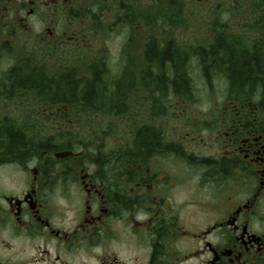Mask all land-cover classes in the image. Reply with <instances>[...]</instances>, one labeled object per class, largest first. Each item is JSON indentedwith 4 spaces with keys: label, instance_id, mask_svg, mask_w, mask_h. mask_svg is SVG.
<instances>
[{
    "label": "flooded vegetation",
    "instance_id": "1",
    "mask_svg": "<svg viewBox=\"0 0 264 264\" xmlns=\"http://www.w3.org/2000/svg\"><path fill=\"white\" fill-rule=\"evenodd\" d=\"M111 1L119 7L108 13L107 0H20L1 17L3 31L19 27L33 34L38 47L80 43L81 30L62 29L56 16L58 8L73 11L79 4L87 27L96 20L106 22L105 32L118 22L124 32L137 27L138 0ZM213 1L223 12L264 2ZM124 3L130 7L121 18ZM39 7L52 13L48 20ZM72 16L77 20V13ZM144 24L148 28L150 22ZM261 28L263 37L264 23ZM223 33L216 30L215 37ZM165 42L157 41L163 46L157 51L169 49ZM146 44L150 59L155 42ZM259 49H214L213 74L220 73L219 54H226L228 90L237 92L238 84L243 92L222 95V109L209 111L213 126L204 127L210 121L197 116L192 125L177 116L180 121L166 131L136 126L129 157L103 158L101 151L97 157H84V151L67 157H54L58 150H44L42 157L0 152V264H264V52ZM168 52L164 63L173 78L165 73L162 81L167 96H177L179 109H185L196 97L180 93L185 80L175 69L184 64L176 63L177 49ZM155 75L153 86L160 82Z\"/></svg>",
    "mask_w": 264,
    "mask_h": 264
},
{
    "label": "rangeland",
    "instance_id": "2",
    "mask_svg": "<svg viewBox=\"0 0 264 264\" xmlns=\"http://www.w3.org/2000/svg\"><path fill=\"white\" fill-rule=\"evenodd\" d=\"M18 1L20 0L0 2L1 75L15 68L20 72H40L41 76L49 79H58L57 77L63 75L89 79L93 68L101 66L113 79L112 91L110 88L105 89L112 92L105 106L101 103L99 105L95 102L89 103L90 96L86 97V101L75 97L74 104L70 108L71 115L62 120L56 119L61 112L55 118L50 115L54 110H50L52 106L41 94L35 95L31 92L27 94L23 89H19L21 90L20 98H23L24 102L18 101L19 98L16 95L19 94H16V91L10 98L0 97L1 124L13 122L15 125L24 126V123L25 129L27 127L29 129L25 130L27 133L21 139L28 137L36 141L37 143L30 145L35 146L36 152L41 157L42 152L48 151L49 147L56 150L70 147L76 152L84 151L82 153L84 157H97L96 151H101L99 156L103 158L129 157L132 148V130L136 126L157 125L161 126V130L166 131L169 126L177 125L180 121L176 118L177 116L182 121L189 122L190 125L196 120V116L199 117V121L213 119L214 113L209 111H214L217 107L222 109L220 101L222 95L243 92L238 84L233 86L237 92H229L228 84L224 81L226 73L222 68L219 70L221 74H211L209 78L202 73L203 66H207L205 60L209 49L206 48L216 42V30L224 31L226 40L230 42V45L232 44L231 48L235 52L246 49L252 52L255 47L264 52V36L262 37L261 28L264 22L259 23V17H256L264 14V2L260 0L258 1L263 4L243 3L238 9L228 12H223L213 0H184L181 4L178 0H173L174 7L169 1L165 4L163 0H138L137 27L133 24L131 31L126 29L125 32L123 29L120 30V22L112 32L108 31V28L106 32L104 31L105 21L100 24L96 20L92 27H87L83 22L85 15L83 5L79 4L75 9L73 8V11L68 6L63 9L58 8L56 16L57 19L60 17L62 19L58 22L64 26L62 29L81 30L79 36L81 42H77V45L71 42L67 45L63 43L57 48L55 46L38 47L40 44L35 42L33 34L25 33L19 27H16L15 32L3 31L2 23H5V20L2 21L1 17L4 15L7 17L12 9L16 10L15 3ZM62 4L64 5L63 2ZM4 5L9 9L6 10ZM118 7L111 0H107L105 4L108 13ZM129 7L130 4L124 3L120 11L121 18L126 16L123 8L128 11ZM178 7L181 8L180 16ZM38 10H41L40 13L45 15L47 20L52 14L45 7H39ZM74 13H77L78 17H75L77 20L72 18ZM112 16L108 15V17ZM121 18L118 19L121 20ZM146 21L150 22L148 28L144 24ZM38 26L35 24L34 30L39 29ZM156 37L158 45H162L164 39L166 47L169 44V49H177L176 63L178 65L182 63L185 66L181 65L179 69H175V76L180 75L185 80V86L179 87L180 93L191 98L192 95L196 97V100L192 102H185V109H183L184 105H180L179 109L177 96L174 98L167 96L169 91L162 79H166L167 76L173 78V76L166 67L165 61H162V56L158 54L159 51L157 52L158 49H163V46H157ZM151 39L155 42L154 49L157 53L155 52L149 59L145 51L146 41ZM232 62L235 60L233 59ZM198 67L200 69H197ZM154 74H158L157 78L161 82L156 86H153L151 81ZM115 91H118L116 95L113 94ZM58 104L59 106L54 105L56 110L63 106ZM80 107H84V110H80ZM178 111L181 113L178 114ZM173 115L175 117L172 118ZM154 116L159 118L154 120L152 119ZM212 121L202 125L213 126ZM57 131L61 133L59 136ZM206 132V130L201 131L204 135ZM45 137L47 140H44ZM49 142H53V145L48 146ZM23 151L14 156H24Z\"/></svg>",
    "mask_w": 264,
    "mask_h": 264
},
{
    "label": "trees",
    "instance_id": "3",
    "mask_svg": "<svg viewBox=\"0 0 264 264\" xmlns=\"http://www.w3.org/2000/svg\"><path fill=\"white\" fill-rule=\"evenodd\" d=\"M3 0H0L2 2ZM232 44L230 45V42H228L225 38L224 34L217 35L216 42L213 44H210L206 49H209V51L206 53V60L207 66H203L202 73L206 77H210V75H214V59H213V52L214 49H232ZM8 50V49H7ZM168 48L164 51L160 50L159 55H162V61H164L168 56L171 54L168 52ZM151 53L153 55L156 52V49H150ZM158 52V51H157ZM156 52V53H157ZM226 54L221 53L219 54V65H224V58ZM204 63V60H203ZM218 66L219 70H221V67ZM210 67H212L210 69ZM209 70V72H207ZM224 71L227 69L223 68ZM248 71L255 72V69H253L251 66L248 67ZM35 71H27V72H20V70L17 71L12 69L9 70L7 74L1 75L0 73V94L10 95L13 92L16 91V94H19L21 90L26 91L28 94L29 92L33 94H41L44 99L48 102L49 105L52 106L49 107L50 110H56L54 105H58V103L63 104L62 110L58 107L57 109L60 110V114L56 119H64L70 114H68L69 108L72 107V104H74L75 97L77 99H81L83 101H86V97L90 96L89 98L92 100H88V102H95L98 103V105L101 103V105L105 106L108 102V98H110V94L112 93L113 89V83L112 82H103L102 79H111V75L108 74L107 70L105 68L100 67H94L92 71V75L89 79H86V77H80L77 78L74 75L70 76H60L57 77L58 79H49L47 77L41 76L40 72ZM211 72V73H210ZM225 74V73H224ZM154 76H156L154 74ZM153 76V77H154ZM72 78V79H71ZM75 78V79H74ZM155 78V77H154ZM207 78V79H208ZM61 79V80H60ZM106 88H110L111 91L105 90ZM15 94V95H16ZM114 94V93H113ZM21 95V94H19ZM18 97V95H16ZM114 97V96H113ZM23 99V98H22ZM20 100V102H24L23 100ZM106 99V100H104ZM19 100V99H18ZM86 103V102H85ZM84 106V105H83ZM54 107V108H53ZM81 108V107H80ZM84 107H82L80 110H84ZM44 110H47L44 108ZM55 118V116H52ZM3 124V125H2ZM1 124L0 122V152L2 154H6L5 151L8 149V152L11 157H14L17 153H21L22 150H24V156H32L34 153L38 154L35 150V146L30 145L33 143H37L36 141H33V139L26 137V139H21L22 136H24L25 133H27L25 130L29 129L28 127L25 129L21 124H19L22 127H18L19 125H15L13 122L6 123L3 122ZM9 124V125H7ZM13 124V125H12ZM25 126V124L23 123ZM59 131H57L58 136L61 134ZM52 136V135H51ZM50 137V136H46ZM45 137L44 140H47ZM51 140V139H50ZM32 141V142H30ZM53 145V142H49L48 146ZM48 149L49 153L54 152L56 149H52L49 147ZM64 148V150H73L72 148ZM74 151V150H73ZM28 154V155H27Z\"/></svg>",
    "mask_w": 264,
    "mask_h": 264
},
{
    "label": "water",
    "instance_id": "4",
    "mask_svg": "<svg viewBox=\"0 0 264 264\" xmlns=\"http://www.w3.org/2000/svg\"><path fill=\"white\" fill-rule=\"evenodd\" d=\"M69 154H70L69 151H63V152L55 153V156L56 157H65V156H68Z\"/></svg>",
    "mask_w": 264,
    "mask_h": 264
},
{
    "label": "bare ground",
    "instance_id": "5",
    "mask_svg": "<svg viewBox=\"0 0 264 264\" xmlns=\"http://www.w3.org/2000/svg\"><path fill=\"white\" fill-rule=\"evenodd\" d=\"M159 51H160V50H159ZM182 62H184V61H182ZM184 67H185V66H184ZM227 71H228V70L225 71L226 74H225L224 78H225V77L227 78V76H228V72H227Z\"/></svg>",
    "mask_w": 264,
    "mask_h": 264
}]
</instances>
